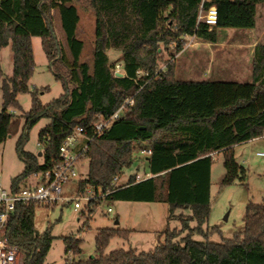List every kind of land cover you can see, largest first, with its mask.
Here are the masks:
<instances>
[{
	"label": "trees",
	"instance_id": "obj_1",
	"mask_svg": "<svg viewBox=\"0 0 264 264\" xmlns=\"http://www.w3.org/2000/svg\"><path fill=\"white\" fill-rule=\"evenodd\" d=\"M75 1L0 0V50L11 45L14 54L11 76L5 75L0 56V143L19 125L18 96L30 90L33 36L42 38L50 67L65 90L46 105L33 93L17 141L24 169L13 178L11 188L19 190L34 172L58 165L60 145L69 134L79 126L91 130L99 116H110L134 95L122 117L89 142L83 156L88 174L79 180V190L87 186L96 192L110 190L107 200L166 202L169 219L178 220L179 226L167 225L163 240L152 250L118 248L109 253L105 250L111 240L127 239L132 230L100 228L99 255L86 259L80 257L82 239L63 236L66 255L73 251V258L63 264H264V200L248 202L244 229L230 239L212 241L210 235L218 228H205L213 154H224L223 184L244 181L247 170L237 161L234 147L264 135V42L255 46L249 82L177 79L175 61H168L166 71L158 69L164 51L173 43L177 53L182 51L186 36L216 42L220 27L255 28L264 0H87L96 16L91 62L82 58L84 41L78 37L81 17ZM212 5L218 9L216 25L198 19L200 9ZM53 10L59 14L64 41L56 32ZM109 50L120 52L124 76L115 74L117 63L111 62ZM139 70L148 74H138ZM43 117L50 122L39 133L44 142L39 155L23 145L29 129ZM138 144H147L150 150L146 176L138 179L137 172L117 184L115 177L121 178L136 160ZM101 203L102 198L93 200L83 210L87 224ZM38 205L17 203L8 226V238L22 250L24 264H45L55 239L52 227L37 234ZM197 234L204 239H195Z\"/></svg>",
	"mask_w": 264,
	"mask_h": 264
},
{
	"label": "rangeland",
	"instance_id": "obj_2",
	"mask_svg": "<svg viewBox=\"0 0 264 264\" xmlns=\"http://www.w3.org/2000/svg\"><path fill=\"white\" fill-rule=\"evenodd\" d=\"M79 13L80 23L78 37L84 41L83 60L92 61L93 45L96 34V16L87 0L75 1ZM53 23L59 38L64 41V31L59 21V14L52 11ZM253 29L220 27L218 28V43H207L194 36H186L184 48L177 53L175 43L168 50L164 51L163 59L159 61L158 69L168 70V61L176 62L175 75L181 80H225L249 82L252 81L250 74L251 57L248 49H242L240 53H228L225 56L232 59L219 57L210 61L206 48H215L217 45L233 47V44L246 43L251 34H261L264 42V4L258 7V16ZM253 32V33H252ZM33 51L35 58L34 72L29 80L28 92H22L18 100L22 108L16 110V118L19 125L14 128L11 135L0 143V173L2 184L5 188H11L12 180L24 169V161L17 150V141L24 131L25 114L32 107L33 93H36L42 104L46 105L52 100L60 97L64 92L63 82L57 79L50 67V62L42 45V38L33 36ZM176 54L175 56H172ZM13 50L11 45L0 50L2 67L6 76H11L14 70ZM111 62L121 63L120 52L109 50ZM123 72V67H122ZM73 86V85H72ZM2 109V97L0 96V110ZM50 122V119L43 117L37 124L29 129V133L23 145L28 152L38 154L41 147L38 145L40 131ZM147 144H138L135 147V161L133 165L126 168L123 176L118 180L119 184L125 183L132 174L139 173L138 179H143L148 170ZM235 155L237 161L247 170L246 179L235 180L231 184H223L222 179L226 173L224 166V154L222 151L213 154L214 163L211 174V209L205 228L211 230L217 227L219 231L210 235V240L220 242L223 239H230L236 232L244 229V215L246 206L250 200L261 202L264 200V135L236 144ZM88 174V162L80 166V177L85 178ZM32 179L31 182H35ZM75 184L66 186V191L71 192ZM108 206L112 211L108 212ZM83 208L76 210L73 203H58L52 207L38 205L35 212V227L39 232L52 227V234L55 236L52 247L48 252L45 264H63L67 255L63 236L76 235L82 239L81 258L97 257L99 252L96 247V235L103 227H121L132 230L129 238L115 237L105 250L109 253L118 248H135L139 251L154 249L160 240H163L162 231L170 225L179 226V221L169 219L168 204L160 201H124L107 200L102 202L91 221L87 224V215L83 214ZM179 212V211H178ZM117 219L119 220L116 223ZM195 239L203 240L201 235H195Z\"/></svg>",
	"mask_w": 264,
	"mask_h": 264
},
{
	"label": "built area",
	"instance_id": "obj_3",
	"mask_svg": "<svg viewBox=\"0 0 264 264\" xmlns=\"http://www.w3.org/2000/svg\"><path fill=\"white\" fill-rule=\"evenodd\" d=\"M199 20H203L210 25H216L218 22V9L215 5L208 9H200ZM123 65L117 63L114 71L117 76L122 72ZM138 74H148L142 70ZM127 103H134V95L127 100L110 116H99L97 122L92 129L86 127H77L69 134L62 142L59 148L60 163L54 168L46 171L34 172L30 178L28 185L19 190L5 188L2 184V175L0 173V264H24L23 252L18 245L10 242L8 238V226L12 213L15 210L17 203H36L52 207L58 203H73L76 210L81 208L87 209L91 201L102 198V202L107 201L106 196L111 193L99 191L87 186L84 190H79L78 182L80 177V166L84 163L83 156L91 142L96 136L102 134L119 118L122 117ZM47 139V136H45ZM38 145L43 148L44 142L39 140ZM148 154L150 150H147ZM264 154V152H261ZM148 176H151L148 174ZM35 179V182H31ZM120 178L115 177L117 183ZM75 184L71 192L66 191V186ZM119 184V183H117ZM113 209L108 206L107 211ZM67 258H73V251L70 250Z\"/></svg>",
	"mask_w": 264,
	"mask_h": 264
},
{
	"label": "crops",
	"instance_id": "obj_4",
	"mask_svg": "<svg viewBox=\"0 0 264 264\" xmlns=\"http://www.w3.org/2000/svg\"><path fill=\"white\" fill-rule=\"evenodd\" d=\"M253 30L255 31V28H253ZM218 35H219V32H218ZM251 35H252L251 37H246V39L248 38V41L246 43H241V42L235 43V44H233V47L229 48L230 50H228V47H223V46H220V45H217L215 48H206V52L210 54L209 55L210 61L212 60V58H215L217 56L219 57V59L223 60L224 62L227 61V60H224V59H228V60L230 59L231 60L232 57L223 55V54H225V51H228V53L229 52L233 53L232 51H234V54H235V53L242 52V49H244V48L248 49V54L251 57V60L253 61V53H254L255 46H256V44L258 42L262 41L263 32L261 34H254L253 33ZM218 42H219L218 41V36H217V41L216 42L207 41V43H215V44L218 43ZM231 49H233V50L231 51ZM252 61H251V66H250V70H251L250 74H251V76H252Z\"/></svg>",
	"mask_w": 264,
	"mask_h": 264
},
{
	"label": "water",
	"instance_id": "obj_5",
	"mask_svg": "<svg viewBox=\"0 0 264 264\" xmlns=\"http://www.w3.org/2000/svg\"><path fill=\"white\" fill-rule=\"evenodd\" d=\"M119 76H124V73L123 72L119 73ZM39 155H41V152H39ZM118 222H119V220L117 219L116 223H118ZM37 234H39V231H37Z\"/></svg>",
	"mask_w": 264,
	"mask_h": 264
}]
</instances>
